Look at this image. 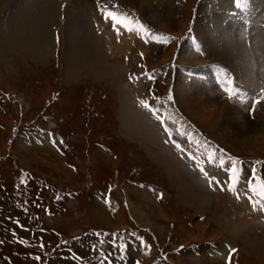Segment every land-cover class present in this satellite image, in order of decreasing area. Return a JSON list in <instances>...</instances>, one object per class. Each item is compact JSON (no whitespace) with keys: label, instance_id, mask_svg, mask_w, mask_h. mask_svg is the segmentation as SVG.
Wrapping results in <instances>:
<instances>
[{"label":"rangeland","instance_id":"rangeland-1","mask_svg":"<svg viewBox=\"0 0 264 264\" xmlns=\"http://www.w3.org/2000/svg\"><path fill=\"white\" fill-rule=\"evenodd\" d=\"M15 1L5 0L0 3V31L2 30V35L6 34L0 35V94L7 96L0 99V201L10 199L12 193L16 195V199L21 197L26 188L17 189V184H14L12 189L11 186L6 188V185L13 183L18 169L23 167L28 171L31 170V175L34 177L29 181L31 186L28 184L32 191L35 186H41L43 191L48 189L49 184L44 177L59 188L82 191L77 196L78 199L65 197L69 210L64 209L62 214H57L59 216L50 219L46 217L44 221H40L41 228L55 226L60 229L61 239L75 241L74 238L79 233L91 227L106 229L124 227L127 230H141L154 243V252L148 257L150 260L153 258L161 263L160 261L166 260L165 255H167L176 264H189L188 257H192L188 251L181 248V244L202 242V240L204 242L209 239L218 241L223 239L230 242L231 237L225 233L227 229L224 230L221 221L235 225L247 220V217L238 213L235 215L230 210L227 199L223 200L222 196V199L220 195L215 199L216 194L204 187V181L201 182L169 147L162 144L152 126L136 111L130 101L124 75L126 65H123L122 56L129 54L130 63L135 65L138 55L135 47L129 51L131 41L125 37L110 41L107 36L97 34L94 30V20H99L97 28L104 33L107 25L103 24L104 28L101 26L100 21L103 19L96 15L93 8L88 11L66 0V5L68 2L70 8L65 11V16L62 15L63 19L60 15V18L53 17L46 20L42 15L45 14L48 5L43 0H28V7L21 3L22 6L17 8ZM208 1L206 0V4ZM257 1L262 4L264 0ZM90 4L94 6L93 2ZM120 4L126 8L125 10L130 8L127 10L128 13L132 12L131 8H135L148 24L173 34H183L187 26L194 22V27L197 26V31L206 44L208 57L181 50L178 57L181 62L202 64L205 61H220L234 68L241 80L245 79L247 82L250 80V84L253 82L255 85V81L259 84L264 83V42L257 33L251 37L248 47L244 40L238 38V31L237 35L226 24H221V17L218 18V14L213 13L212 9L198 8L194 0H144L142 7L119 0ZM200 11L204 12V15H211L209 21H207L208 17L200 21L203 17L201 15L199 18ZM91 14L95 15L94 20H91ZM31 15L38 16V21L32 23V26L29 25ZM79 15H82L81 18ZM140 21L144 22L141 17ZM5 22L9 23V27ZM53 23L61 25L59 33L62 40L57 51L53 50V34H50L53 30L50 25ZM13 27L18 28L20 32L25 28L27 32L19 35L18 41L12 40L7 32ZM31 28L33 30L35 28V32L31 31ZM86 31L90 34L86 37L88 40L81 39L86 36ZM31 36L32 39H36L29 45L27 39ZM70 40L76 45L73 46L74 48L71 45V50H68ZM124 40H128V43L124 44ZM114 44L117 48H114ZM120 46L122 49H119ZM174 47H176L174 41L166 47L150 46L147 51V61L155 65L164 62L172 55ZM41 48H44L45 52ZM159 89L165 91L163 81L159 82ZM173 92L174 99H166L167 96L160 98L169 109L170 119H174V114L177 116L175 109L179 105L183 111L181 115H188L186 122L194 120L197 126L199 125L233 152L264 156L262 137L252 145L226 137L209 120L195 115L191 111V106H187L186 100H191L193 103L198 97H203L209 100L211 110L223 106L222 109L218 108L222 116L230 120L236 117L240 127H244L246 123H253L255 119L263 123L260 117L264 116V101L260 103L252 120L247 114V108L239 106L236 100L228 97L220 98L216 90L204 87L196 81L190 83H185L183 80L176 81ZM125 110H127L126 116L123 112ZM34 122L55 127L68 135L71 149L69 155L66 156L65 153L58 152L57 147L49 145L47 137L33 126ZM27 124L32 125L29 132L27 131L28 135L33 134L39 139L38 142L35 138L28 141L23 136L20 137L19 130ZM21 134L24 135L23 132ZM97 141H106L109 145H115L117 155L115 153L116 156L112 157L108 151L102 150ZM112 141H115V144ZM59 144L63 146V142ZM66 157L70 162L78 165L77 172L76 168L68 164ZM127 178L155 183L163 188L164 198L155 202L150 194L127 181ZM110 181L116 185L114 195L118 199L117 202H120L119 211L114 216L108 215L91 194L95 186H103ZM45 183L47 186H44ZM31 193L30 191L29 196ZM9 208L8 205L7 209ZM2 213L6 212L2 210L0 214ZM229 217L231 219L227 220ZM246 222L253 227H246L244 235L238 234L234 237L236 244H239L235 262L264 264V238H262L264 227L256 226L253 221L252 224L251 220ZM21 228L24 231L23 235L26 236L28 227L21 226ZM209 229L212 230L211 233ZM5 231H11V228ZM8 237V234H5V238ZM44 239V233L40 234L39 240ZM84 239L86 237L82 236L76 242L73 241V245L85 248ZM0 242L9 244L2 239ZM32 243V253H27L25 256L26 258L40 256L43 258L38 259L41 261L40 264H57L62 260L61 253L66 250V243L60 241L43 247L36 244V240ZM251 243H255L254 249ZM176 247L179 248V253L171 254V249ZM6 248L10 249L11 246ZM254 251L257 252L256 255ZM43 254L45 257H42ZM21 257L25 258L24 256L16 258ZM16 258L12 260L14 264L34 262L26 258L21 261ZM191 259L193 260V257ZM197 259L200 264H210V262L224 264L222 258ZM163 263L170 264L167 261Z\"/></svg>","mask_w":264,"mask_h":264},{"label":"bare ground","instance_id":"bare-ground-1","mask_svg":"<svg viewBox=\"0 0 264 264\" xmlns=\"http://www.w3.org/2000/svg\"><path fill=\"white\" fill-rule=\"evenodd\" d=\"M2 1H5V0H0V3L2 2ZM46 1H48V2H46ZM73 5H75V3H76V5H78V6H81V7H84L85 8V10H88L89 11V9H94V6H92L91 4H90V2H92V0L90 1V0H69ZM120 1H123L124 3H126V4H131V5H134V6H136V7H142V4L144 5V0H120ZM16 3V8L17 7H19V6H22L21 5V3L25 6V7H28V0H16L15 1ZM43 2H45V4L46 5H48L47 6V8H46V12H45V14L44 15H42L43 17L45 16V18L44 19H50V18H53V17H56V16H58V13H59V8L62 6V4L64 3V2H66V0H62V1H58V0H43ZM20 3V4H19ZM71 4V5H72ZM94 5V4H93ZM130 5V6H131ZM50 6V7H49ZM126 6V5H125ZM43 8V7H42ZM70 8V4L69 5H66V7L64 8V11H63V13H62V15H64L65 16V11L67 10V9H69ZM33 11V10H32ZM35 12V11H34ZM44 12V11H43ZM86 12V11H85ZM39 13H41V12H39ZM60 13H61V11H60ZM91 13V12H90ZM39 15V14H38ZM80 16V15H79ZM82 16V15H81ZM81 16H80V18H81ZM95 16V15H94ZM94 16H92V14H91V16H90V18H91V20L93 19V17ZM37 17L38 16H33V15H31L30 16V22H29V25H31L32 23H34V22H36V20H37ZM41 17V16H40ZM39 17V18H40ZM83 18V17H82ZM95 18V17H94ZM102 19V18H101ZM94 20V19H93ZM2 21V20H1ZM38 21V20H37ZM95 21V20H94ZM99 21V20H98ZM1 23V22H0ZM100 23H101V26L104 28V25H107V24H105L104 22H103V20H101L100 21ZM4 24V23H3ZM5 24H7V22H5ZM9 24V23H8ZM7 24V25H8ZM104 24V25H103ZM10 25H13L12 23H10ZM14 25H16V24H14ZM33 25V24H32ZM31 25V26H32ZM17 26V25H16ZM8 27H9V25H8ZM25 28H22V30L23 31H21L20 32V30L18 29V28H15V27H13L12 28V30H7L8 32V35H11V39L12 40H15L16 39V41H18V39H20V36L19 35H21L22 33H24V32H27V30L25 31L24 30ZM105 33L108 31V26H106L105 27ZM44 30H47V29H44ZM31 31H33V32H35V28H34V30L31 28ZM88 31H86V36L85 37H81V39H87L86 37L89 35L90 36V34L89 33H87ZM44 33V32H43ZM108 33V32H107ZM45 34V33H44ZM0 35L1 36H3L2 35V30L0 31ZM6 35V34H5ZM4 35V36H5ZM91 36H92V33H91ZM24 37V36H23ZM26 38V37H25ZM92 38V40H93V37H91ZM21 39H23V38H21ZM34 39H36V38H33L32 39V36L29 38V39H27V40H29V45L31 44V42L32 41H34ZM74 39V38H73ZM72 39V40H73ZM24 40V39H23ZM38 40H40V39H38ZM88 40V39H87ZM91 40V39H90ZM89 40V41H90ZM98 40V39H97ZM99 40H100V38H99ZM98 40V41H99ZM116 40V39H115ZM10 41V40H9ZM94 41H96V40H94ZM125 42H124V44L127 42L128 43V40H124ZM70 42V44L72 43V41L70 40L69 41ZM91 42V41H90ZM25 43V42H24ZM98 43V42H97ZM27 44V43H26ZM101 44V43H100ZM84 45V44H83ZM71 46V45H70ZM73 46H75V45H72V47ZM101 47H102V45H100ZM124 46V45H123ZM86 47V46H85ZM96 47H98L97 45H96ZM100 47V48H101ZM107 47V46H106ZM117 48V45H115L114 44V48ZM221 47L222 48H224V46H222L221 45ZM36 48V47H35ZM71 48V47H70ZM69 48V49H70ZM74 48V47H73ZM95 48V47H94ZM99 48V49H100ZM122 49V46H120L119 47V49ZM211 48V47H210ZM24 49H25V47H24ZM42 50L44 49V48H41ZM98 49V48H97ZM27 50V49H26ZM71 50V49H70ZM105 50V49H104ZM114 50V49H113ZM47 51V50H46ZM43 52H45V50H43ZM102 52H104V51H102ZM210 52V51H209ZM183 53V52H182ZM84 54H85V52H84ZM41 55H43V54H41ZM40 55V56H41ZM89 55V54H88ZM44 56V55H43ZM224 56H225V54H224ZM46 57V56H45ZM42 58V57H41ZM74 58H75V56H74ZM232 58V57H231ZM71 59V58H70ZM78 59V58H77ZM82 60V59H81ZM227 60V59H226ZM72 61V60H71ZM84 61V60H83ZM86 61V60H85ZM84 61V62H85ZM231 61V60H230ZM234 61V60H233ZM78 62V61H77ZM231 63V62H230ZM236 65V64H235ZM69 66V65H68ZM236 67V66H235ZM238 67V66H237ZM69 70V69H68ZM73 73V72H72ZM212 99V98H211ZM187 101V106H191L190 108H191V111L195 114V115H198V116H200L202 119H204V120H206L207 119V121L209 120L214 126H216V128L220 131V133L221 134H223L224 136H226V137H231V138H233V139H235L237 142H242V143H245V144H256V140H259L261 137L264 139V116H262V117H260V119H261V121L263 122L262 124L260 123V121H259V119L257 120V119H255L254 121H253V123H249V124H247L246 123V125L244 126V127H240V123H238L237 122V118L236 117H234V119H228L226 116H222V114H221V111H220V109H218V108H221L222 109V107L221 106H217L218 108H215V109H210L211 107L209 106V100L208 99H203V97H198L197 98V100L195 101V102H191V100H186ZM212 102V101H211ZM210 102V103H211ZM225 104V103H224ZM226 105V104H225ZM230 105V104H229ZM216 105L214 104V107H215ZM225 107V106H224ZM227 107V106H226ZM233 107V106H232ZM213 108V107H212ZM235 108V107H234ZM234 111V110H233ZM124 112V116H126L127 115V110H125V111H123ZM223 113V112H222ZM230 113V112H229ZM232 114V113H231ZM230 114V115H231ZM236 114H234V116H235ZM127 118V117H126ZM235 120V121H234ZM126 121H127V119H126ZM260 124H259V123ZM238 123V124H237ZM196 194H198V192L196 193ZM195 194V195H196ZM200 194V193H199ZM201 195V194H200ZM198 197V196H197ZM201 198V197H200ZM220 198H221V196H220ZM205 199H207V198H205ZM222 199V198H221ZM224 199H227V202H229L230 201V197L229 196H227V195H223V200ZM203 200H204V198H203ZM205 203V202H204ZM228 204V203H227ZM226 204V205H227ZM201 205V204H200ZM228 206V205H227ZM201 208V207H200ZM220 209H222V207H220ZM232 215H234V214H232ZM243 219L242 217H239V219ZM231 218L229 217L227 220H230ZM245 219V218H244ZM243 219V220H244ZM247 220H250V219H248L247 218ZM247 220H244V221H242V222H240V223H237V224H235V225H232L233 223H231V222H225L224 220H222V221H224V223L221 221V225L223 226V228H224V230H226L227 229V232H225L229 237H231V240L233 239H235L234 237H236L238 234H240V235H244V232L246 231L245 229H247V228H249V226L250 227H253V225H251V224H247ZM219 222V221H218ZM237 222V221H236ZM250 222V221H249ZM251 223L253 224V222H252V220H251ZM247 227V228H246ZM246 233V232H245ZM262 238H264V234L262 235ZM256 241H257V239H255ZM235 242V241H234ZM264 242V241H263ZM250 245H252V249H254L255 248V243H251ZM263 245H264V243H263ZM259 248V247H258ZM258 250H260V249H258ZM255 253V252H254ZM257 253V252H256ZM263 253V252H262ZM192 257H188V259L190 260V263L189 264H195L194 263V261L195 260H192L191 259ZM194 259V258H193Z\"/></svg>","mask_w":264,"mask_h":264},{"label":"snow or ice","instance_id":"snow-or-ice-1","mask_svg":"<svg viewBox=\"0 0 264 264\" xmlns=\"http://www.w3.org/2000/svg\"><path fill=\"white\" fill-rule=\"evenodd\" d=\"M106 19H111L112 20V26L113 29L117 32V35H120V28L122 27L125 31L131 33L133 31H136L137 33L143 32L144 36L142 37L144 39V42L147 43L148 39H158V37L155 34L150 33L146 28H144L143 25L139 24V22H133L130 21L126 16L121 17L117 13L114 12H104ZM162 42H167V39L169 38H160ZM142 55V54H141ZM149 79H152L151 76L148 77ZM226 88L224 89L225 91L229 92L230 96L233 95L234 93L232 92V89L228 87V81L226 80ZM171 99V97H169ZM243 102V101H242ZM142 105L144 107H148V105L144 102L141 101ZM178 147V145H177ZM216 159V157L210 156L209 157V162H213ZM219 163L221 167H224L228 162L224 161L223 157H220ZM200 171L204 173V169L201 168ZM228 172L230 173L228 177L229 181V187L228 191L231 192H237V185L239 183V178H238V168H237V161L233 160L230 162V167H228ZM207 176V173H204ZM213 179H215L213 177ZM248 188H247V193H251V195L248 196V200L250 203H252L253 208L256 209V207L259 205V208L261 211H264V177L257 176L255 173H253V176L251 180L247 181ZM258 185V186H254ZM253 197H259V200H254ZM239 195H237V199H239ZM43 247V245H41ZM235 251V250H233ZM37 259H40L37 257Z\"/></svg>","mask_w":264,"mask_h":264},{"label":"crops","instance_id":"crops-1","mask_svg":"<svg viewBox=\"0 0 264 264\" xmlns=\"http://www.w3.org/2000/svg\"><path fill=\"white\" fill-rule=\"evenodd\" d=\"M70 45H76V43H71ZM70 45L68 46L69 48H70ZM68 50H70V49H68ZM66 60H67V58H66ZM66 66H67V65H66ZM67 69H68V68H67ZM66 72H67V70H66ZM67 73H68V72H67ZM67 77H68V75L66 74V78H67ZM211 232H212V230L209 229V233H211ZM234 241H235V240L232 239L230 242H232V244H234V243L236 244V242H234ZM201 251H202V250H201ZM247 251H248V250H247ZM254 252H255V251H254ZM248 253H249V251H248ZM190 254H191V253H190ZM251 254H254V253L251 252ZM191 255H192V257L194 258L193 260H195L194 263L200 264V262L198 263L199 260H198L197 258H195L193 254H191ZM254 255H256V253H255ZM203 264H204V263H203Z\"/></svg>","mask_w":264,"mask_h":264}]
</instances>
